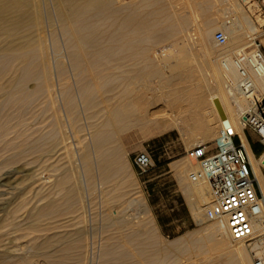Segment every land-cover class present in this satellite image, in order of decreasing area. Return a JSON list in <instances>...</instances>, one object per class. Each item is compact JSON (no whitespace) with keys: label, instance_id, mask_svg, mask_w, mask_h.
<instances>
[{"label":"bare ground","instance_id":"1","mask_svg":"<svg viewBox=\"0 0 264 264\" xmlns=\"http://www.w3.org/2000/svg\"><path fill=\"white\" fill-rule=\"evenodd\" d=\"M209 1L141 0L129 8L120 0H0V264H10L15 257L9 239L21 232L30 215L50 220L47 226L29 223L33 230L44 226L48 232L58 215L68 216L76 209L77 216L85 218L91 204L84 201L79 187H89L94 180L102 200L98 237L85 243L84 239L64 240L59 234L41 235L45 240L39 248L70 245L62 247L65 252L53 255L56 249L45 254L46 264H67L73 249L76 264H252L247 246L232 240L218 223L212 222L199 240L187 241L185 247V237L162 241L144 199L121 175L119 135L151 124L158 131L173 127L199 132L185 142L189 147L203 144L215 139L223 127L213 104L217 100L228 131L244 146L264 194V175L240 124L256 96L242 95L234 64L258 30L240 9L233 11L230 22L213 25L205 17ZM197 11L202 18L197 23L193 19L195 39L189 42L187 30ZM219 27L226 42L214 49L210 39ZM179 36L181 42L167 45ZM178 50L186 57L178 56ZM193 51L201 52L205 60L187 63ZM200 66L209 68L208 85L197 79ZM245 70L255 92H264V74ZM144 75L161 80L166 94L138 95L133 86ZM61 155L69 173L80 168L85 180L72 179L68 173L53 175V180L44 176L59 170ZM20 162L46 164L24 170L22 163L23 168L14 172L24 173L35 185L29 209L22 199L17 201L20 191L9 192L4 181L10 172H2ZM177 168L193 216L203 220L210 200L208 184L191 181L198 166L190 161ZM254 231L264 235V224H256Z\"/></svg>","mask_w":264,"mask_h":264},{"label":"rangeland","instance_id":"2","mask_svg":"<svg viewBox=\"0 0 264 264\" xmlns=\"http://www.w3.org/2000/svg\"><path fill=\"white\" fill-rule=\"evenodd\" d=\"M140 1L141 0L139 1L138 0H120V2L126 6L128 4L130 5L133 3L130 6L128 5L129 8L138 6ZM207 7L209 8L207 9ZM205 8L208 11L207 12L205 10L207 13H205L206 15L204 14L206 17V20L212 22L213 25H217V26L218 25L220 26L221 23H226V21L227 23L228 21L230 22L233 17V11L237 12L240 9L243 15L249 20V22L253 23L257 27V30H258V33H257V36L255 37L254 42L249 46V48L248 47L246 48L245 52H248L252 49L257 48L262 54H264V0H210L205 6ZM196 13H197L196 16L192 18V20L193 19L195 20V23H197L198 21H201V18H202V16L201 18L200 16H198L200 15L199 11H197ZM207 14L209 15L207 16ZM192 20H191L190 29H188L189 31L187 30V33L189 35V37L187 38H189V42L192 39V37L193 38L195 37L194 36L195 32H194V27H193L195 26V24H194V20L193 21ZM219 28L215 31V33L224 32L223 28H220V29ZM210 41L212 44L211 46L214 49H218L220 45H218L214 41V35L210 39ZM173 42L174 43L181 42V36L177 37L176 40H172L168 42L169 44L167 43V45H171L170 43H173ZM240 44H242V42ZM171 48L174 49V47H170V49ZM176 54L178 56H181L182 54H184L185 57L187 55L185 52L181 53L179 50L176 51ZM188 54H189L188 55L189 58L186 60L187 63L195 64V62L205 60L201 52L193 51L192 53L189 52ZM208 74H209V68H207L206 66H200L199 68H197L196 75H197V79L199 80V83L204 84L207 82L206 84L208 85ZM160 81L161 80H159L158 78H152L150 76L144 75L139 78V80L134 84L133 87L135 88V91L137 92L138 95H143L145 98H151L156 95L166 94L164 90L162 89L163 85ZM213 120L214 119L211 118L210 123L214 125L215 120L214 121ZM199 134L200 133L196 131L180 132L178 129L173 128V127L165 131H158L151 124H147L141 127L140 129H134V130H130V131L122 133L121 135H119L118 143H117V145L119 146V152H120V158H121L120 159L121 175L124 177V180H126V182L130 185V189L137 190L138 192L137 195H140L144 199L148 215L151 216L153 222L155 223L157 230H158V234L161 237V240L166 243H170L171 241L173 242L177 239L185 237L184 243H183L184 247L185 245H187L188 242L191 243L192 240L193 242L199 240L204 235L205 229L208 226H210V224L212 225V222L206 221L204 217H202L203 220H200L198 217L193 216L192 206L190 205L191 201L190 199H188L183 189V186L180 183V179L178 176L177 165L182 164L184 161L189 162V160L186 158V152L192 148V147H189V145L185 142V139L187 137L195 136ZM244 135H245V138L247 139V142L254 150L262 151L261 146L257 142L255 136L250 131H244ZM236 136L234 138V142H238V138H237L238 136L237 137ZM215 137L217 138V135ZM215 139L211 141L207 140L203 144L207 145L209 150H212ZM138 153H145L151 158L152 169L145 174H138L132 164L133 156ZM260 153L259 154L257 152L255 153L254 157L257 160L259 159ZM60 157H61V161L59 164L61 166L59 167V170L55 173L49 172V171L44 172L43 174L45 177H50V179L53 180L54 179V177H52L53 175L60 174L64 176L68 173L69 175L70 174L74 175V176L70 175L71 178L74 177V179H76L77 177L78 179L82 178V180H85L84 179L85 175L82 174L83 172L80 168L73 171L75 172L74 174L72 171H70L71 173H69V171L66 169L67 165H65L67 161L65 159V155H63V157L61 155ZM22 163L23 162L18 163V166L14 164L11 167L4 168L2 172L4 171L6 173L10 172V175L12 177L9 175L10 177L8 178L9 181L8 179L4 181L5 184L11 188L9 192L11 193L14 192L13 194H16V193H19L20 191V195L17 201L21 202V199H22L23 203L26 204L27 209H29L32 206L31 201H32V204L34 203L33 194L35 193V185L30 184L31 183L30 179L26 177L24 173H14L17 170L16 167L20 168L22 166ZM63 163L64 165H62ZM190 163L195 166L197 165L195 162H190ZM23 166H24V170H29V169L34 170V169L40 168V166L44 168L46 167V164L42 165L41 163L40 165L39 163L38 164L33 163V164L25 166L23 163ZM261 172H262V175H264V171H261ZM94 181L89 187L88 186L86 187L85 185H81V184L79 187L81 188L79 191H81L80 193L84 201L88 199L89 203L91 204L90 208L92 211L87 208L85 218L81 219V217H78L77 216L78 211L76 209H74V212L76 213L73 212L69 214L68 216L63 215L64 217H62V215H58L52 220L51 224L53 228H51L48 232V230L43 231L42 227L47 226V223L48 225H50V220L46 219L45 221H43L44 219H36L35 217H32V215H30L29 221L28 219L26 220V222H28L27 223L28 225L25 223L24 226L20 228L21 232L13 233L11 239H9L12 242L11 243L12 250L11 249L10 250L13 251L10 254L15 255V257L11 259L9 263L10 264H17V263L19 264L20 263L21 264H46L48 263V261L45 262V260H47L46 255L48 254V252H50L49 255L53 253H54L53 255H56L64 251L62 247H64L65 249L66 246L68 248L70 246L69 244L68 245L66 244L65 246L56 245L53 250L50 248H39V244H41L40 242L45 240L43 239V237L47 238L48 236H52V235L58 236L59 234V236H62V238L64 237L63 238L64 240L75 241L77 239H80V240L84 239L83 242L85 241V243H87L90 237H95V238L98 237L99 235L98 216L100 215V212L102 210V206H100L101 205L100 202H102V200H101V195L96 191V187H95L96 182ZM70 184H73V181ZM84 191L87 193H85ZM141 216L142 215H139V217ZM58 218H61V219H58ZM33 221L39 224V226L41 224L44 226H41L38 228L35 227L36 229L34 228L33 230L31 226ZM66 221H68V223ZM30 222L31 224L29 226ZM59 224H60V228H57V226L55 225H59ZM84 226H85V229L83 228ZM28 227L30 228L28 229ZM9 228L10 226H7V228L5 229L8 230ZM22 229H24L25 231L24 230L22 231ZM37 229H40L43 232H39L40 230L37 231ZM44 233L46 236L44 235ZM16 234L17 235L19 234V235L17 236ZM41 235L43 237H41ZM31 239H33L34 241ZM68 248H66V250ZM19 249H21V251ZM56 249L58 251L60 249V251L58 252ZM54 250H56L57 252H53ZM67 252H69V249ZM71 252H73L71 254L73 256L71 260L70 259L67 260V264H73V263L76 264L75 258L77 259V256L74 257L75 250L74 249L70 250L69 253ZM174 252H176V250H174ZM69 253L68 255H70ZM245 253L247 254L249 260H251L250 262H252V255L248 248L247 249L245 248ZM21 258L23 259V261L21 260Z\"/></svg>","mask_w":264,"mask_h":264},{"label":"built area","instance_id":"3","mask_svg":"<svg viewBox=\"0 0 264 264\" xmlns=\"http://www.w3.org/2000/svg\"><path fill=\"white\" fill-rule=\"evenodd\" d=\"M214 41L218 45L226 42L220 32L215 33ZM234 64L242 95L249 99L256 96L241 115L240 124L243 133L250 131L261 146L258 161L260 170L264 171V92H255L245 70L247 67L257 75L264 74V54L257 48L239 53ZM235 136L222 127L212 150L205 144L189 149L186 158L198 166L190 179L208 184L210 200L203 212L204 219L220 224L232 240L245 244L251 252L252 264H264V235L254 231L256 224H264V194L254 178L245 148L237 136L238 142H234ZM132 164L138 174L152 169L151 158L145 153L135 154Z\"/></svg>","mask_w":264,"mask_h":264},{"label":"water","instance_id":"4","mask_svg":"<svg viewBox=\"0 0 264 264\" xmlns=\"http://www.w3.org/2000/svg\"><path fill=\"white\" fill-rule=\"evenodd\" d=\"M213 104H214L215 110H216V112H217V114H218L220 120L222 121V125H223V127H224V128H228V124H227L226 121H224V114H223V112H222V110H221V107H220L218 101H217V100H214V101H213ZM262 164H264V162H262Z\"/></svg>","mask_w":264,"mask_h":264},{"label":"crops","instance_id":"5","mask_svg":"<svg viewBox=\"0 0 264 264\" xmlns=\"http://www.w3.org/2000/svg\"><path fill=\"white\" fill-rule=\"evenodd\" d=\"M246 140H247V139H246ZM248 146H249V148H250L251 153L255 156V153H254L255 151L253 152L254 149L249 145V143H248ZM256 151H257V150H256Z\"/></svg>","mask_w":264,"mask_h":264},{"label":"trees","instance_id":"6","mask_svg":"<svg viewBox=\"0 0 264 264\" xmlns=\"http://www.w3.org/2000/svg\"><path fill=\"white\" fill-rule=\"evenodd\" d=\"M254 151H255V152H254ZM253 152H254V153H256V152H257V153L259 154L261 151H260V150H259V151H258V150H257V151H256V150H253Z\"/></svg>","mask_w":264,"mask_h":264}]
</instances>
